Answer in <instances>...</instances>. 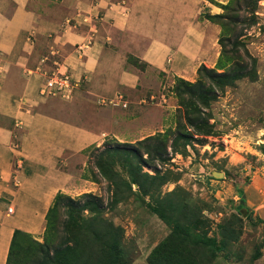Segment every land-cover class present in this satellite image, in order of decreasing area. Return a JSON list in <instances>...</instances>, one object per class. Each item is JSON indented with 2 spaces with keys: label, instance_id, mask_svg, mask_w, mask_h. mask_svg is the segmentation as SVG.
<instances>
[{
  "label": "rangeland",
  "instance_id": "374dc122",
  "mask_svg": "<svg viewBox=\"0 0 264 264\" xmlns=\"http://www.w3.org/2000/svg\"><path fill=\"white\" fill-rule=\"evenodd\" d=\"M209 2L202 16L219 30V58L185 81L205 67L202 88L217 100L191 103L187 94L179 108L176 80L177 107L161 129L90 149L87 182L53 213L54 244L43 248L45 221L38 236L18 235L10 264H52L57 253L60 264H174L185 252L188 264H264V0ZM237 73L220 92V77Z\"/></svg>",
  "mask_w": 264,
  "mask_h": 264
},
{
  "label": "crops",
  "instance_id": "0c3cea01",
  "mask_svg": "<svg viewBox=\"0 0 264 264\" xmlns=\"http://www.w3.org/2000/svg\"><path fill=\"white\" fill-rule=\"evenodd\" d=\"M210 6L0 0V264L15 231L41 234L56 196L87 182L90 149L158 131L177 107L175 80L214 67L219 30L202 16ZM55 72L70 75L69 100L40 95Z\"/></svg>",
  "mask_w": 264,
  "mask_h": 264
},
{
  "label": "trees",
  "instance_id": "16d2710c",
  "mask_svg": "<svg viewBox=\"0 0 264 264\" xmlns=\"http://www.w3.org/2000/svg\"><path fill=\"white\" fill-rule=\"evenodd\" d=\"M205 18L210 21L212 17L209 15L208 17H205ZM213 18L222 20L223 16L222 15H215V16H213ZM225 41L226 40H225L224 37L220 40V45H221L222 50H223L221 57L222 56L224 57L225 55H229V53L227 54V52H226ZM203 72H208L205 67H201L200 70L198 71L199 79L197 80L196 83H189V82H187V81H185L184 79H181V78H177L176 79V80H178V83L176 85L175 92H176V95H177L178 99L180 100L179 108L183 109V103H182L181 100H183L185 95H187V94L189 95L190 98H193L192 100H189L191 103L192 102L193 103L194 102H198V103L202 102L203 104L208 105L212 101L217 100L216 96L208 95V94H206V91L203 90L202 87H203V81L204 80H203V75H201ZM249 74H247L246 77L249 78V79H253V77H252L253 74L252 75H249ZM224 77L225 76H221L220 77L221 79L218 81V83H220L219 84L220 92L224 91V87L227 88L228 86H233L234 83L237 80L242 78L241 75H239L238 73H237V75H235L233 77L231 76L232 78L229 79V80H228V78L227 79H223ZM207 92H211V94L213 93V91H207ZM179 113H181V109L179 110ZM207 126H208V124H207ZM204 127H205V125H201V126L198 127V129L201 130ZM63 199H65V196L63 194H58L56 196L55 200H54L53 206L50 208V210L47 213V216H46V228H45L46 244L43 245L44 249L49 248L50 246H52L54 244V242H55V239L58 237V234H57L56 229H55L56 225H55L53 213L55 211H57V209L59 208L60 203L62 202ZM155 210L162 217V219H164L166 222H168L166 217H165V215L163 213H161L159 208L155 207ZM21 234H23V232H21V231H15V233H14V236H13V239H12V243H11V247H10L8 260H7V264H10L12 253H13V249H14V245H15V243L17 241L18 235H21ZM174 235H175V232H172V234L167 238V241H171L173 239ZM212 241L213 240H209L208 244H210ZM213 242H215V241H213ZM163 247H164V244H162L159 248H157L154 251V254L155 253L156 254L159 253V251ZM113 248H114V252H115L114 259L118 260L120 258L118 255H121V251L119 250V248H117L116 244L113 246ZM74 250H76L77 253H78L79 248L78 247L75 248V246H74V247H72V249H69V251H67L65 254H70V253L72 254V252ZM185 254H186V252L185 253H179L178 258L176 257V259L174 261V264H188L186 262L188 261L189 257L188 258H186V257L184 258ZM61 256L62 255H58V253H57V255H55V257L57 259L52 264H60V262H58V260H59V258ZM49 260H50V262H52V258L51 257H49ZM45 264H47V263H45Z\"/></svg>",
  "mask_w": 264,
  "mask_h": 264
},
{
  "label": "built area",
  "instance_id": "2783aa9c",
  "mask_svg": "<svg viewBox=\"0 0 264 264\" xmlns=\"http://www.w3.org/2000/svg\"><path fill=\"white\" fill-rule=\"evenodd\" d=\"M80 55L82 56V49H80ZM73 82L68 74H62L59 72L46 75L44 85L40 89V95L42 97H56L65 100H69L72 97ZM113 104H116L114 102ZM126 107V105H123ZM11 213V210H9Z\"/></svg>",
  "mask_w": 264,
  "mask_h": 264
},
{
  "label": "bare ground",
  "instance_id": "6f19581e",
  "mask_svg": "<svg viewBox=\"0 0 264 264\" xmlns=\"http://www.w3.org/2000/svg\"><path fill=\"white\" fill-rule=\"evenodd\" d=\"M219 176H220V174H219Z\"/></svg>",
  "mask_w": 264,
  "mask_h": 264
}]
</instances>
